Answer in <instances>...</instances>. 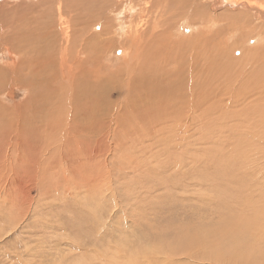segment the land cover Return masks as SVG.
<instances>
[{"label":"rangeland","instance_id":"1","mask_svg":"<svg viewBox=\"0 0 264 264\" xmlns=\"http://www.w3.org/2000/svg\"><path fill=\"white\" fill-rule=\"evenodd\" d=\"M235 1L195 0L201 10L196 16L204 23L198 34L204 35L207 27L214 33L209 40H222L221 47H231L234 56L228 55L227 63L213 59L209 69L203 68L211 70L205 103L200 100L194 112L188 107L186 119L182 114L161 116L150 130L97 134L89 152L94 158L77 170L60 151L55 154L49 139L41 140L37 167L46 174L39 180L25 165V174L13 173V137L7 133L0 139V264H264L262 72L256 83L264 63V30L261 39L246 32L248 22L264 28V0ZM58 2L71 27L83 22L98 30L101 14L109 22L112 18L114 29L120 25L121 32H128L137 19L145 23L144 14L137 18L129 9L133 3L135 9L143 7L137 0H0V23L6 25L18 15L44 23L56 20ZM179 6H168L173 19L181 18ZM183 20L181 33L189 36L191 27ZM238 28L245 33L243 43L232 44L235 36L228 35ZM199 50L205 58L215 54ZM252 78L256 92L247 83L253 84ZM23 93L15 87L12 98L0 103L11 107ZM79 148L73 150L77 161L86 162ZM10 192L13 202L8 204Z\"/></svg>","mask_w":264,"mask_h":264},{"label":"bare ground","instance_id":"2","mask_svg":"<svg viewBox=\"0 0 264 264\" xmlns=\"http://www.w3.org/2000/svg\"><path fill=\"white\" fill-rule=\"evenodd\" d=\"M129 1L132 4V0ZM231 1L238 3L235 0ZM137 2H142L143 7L135 9L133 6L136 5L133 3V6L129 5V9H134L137 18L144 14L145 23L138 22L137 19L130 25L128 32L125 29L121 32L119 23L116 29L111 27L112 18L109 22L103 14L100 19L105 21L101 22L98 30L93 27L88 29L87 23L83 22L71 27V22L61 12L59 2L56 6V20L49 18L44 23L36 20L34 16L18 15L13 16L10 23L4 24L5 26L0 23L2 57L0 99L2 101V98H12L15 87L24 90L22 100L14 102L11 107H8L10 105L7 106V103L3 104V101L0 103V129L5 127L0 139L2 141L7 133L13 137L16 159L10 160L9 167L11 169V166H14L12 169L14 174L21 176L26 173L27 168L33 179L39 180L41 177L43 179L46 170L37 167V148L41 140L49 139L50 145L57 150L55 154L60 151V157L66 158L73 166H71L73 170H77L81 167L87 168V163L94 158L89 152L97 134L103 136L109 131L136 133L135 128H140L141 131L150 130L161 116L172 117L182 114L181 117L186 119L188 107H192L193 112L200 109V100L204 101L206 96L204 92V89H207L206 74L211 71L205 72L203 68L209 69L213 59L215 62L216 60L226 62L228 55L232 58L234 55L231 53V47L222 48V40L211 42L208 36L211 35V30L206 26L205 34H198L200 28H204V23L201 26L199 20L202 16L197 17L201 10L195 0H137ZM173 3L181 4L179 20L173 19L174 12L168 10V6ZM247 3L250 4L248 1ZM37 4L34 3L32 7ZM40 16L42 17L41 14ZM82 16L84 17L83 14ZM183 19H186L187 27H191L189 36L181 33ZM201 20L203 21V18ZM246 25L251 31H246L250 33L248 35L252 37L255 34L261 39L259 34L264 28L260 24L248 22ZM228 36L231 39L235 36L232 44L243 43L245 33L238 28ZM199 48H202L201 51L207 49L209 53L215 54L206 58L199 56ZM4 58L9 61H5ZM261 58L263 59L264 55ZM251 62L254 64L256 59ZM218 63L223 66V63ZM258 71L256 83L259 82L262 72L263 81L259 82L258 86L262 88L264 63ZM251 80L253 84L249 81L248 86L256 92L258 87H254V79ZM241 94L243 96L244 93ZM188 100H191V104ZM18 141L22 146L21 151L17 150ZM32 147L35 148L32 150L33 153L27 155V151ZM79 147L82 153H85L86 162L82 159L77 161L79 157L73 150H79ZM7 196L10 204L13 202L11 192L7 193Z\"/></svg>","mask_w":264,"mask_h":264}]
</instances>
